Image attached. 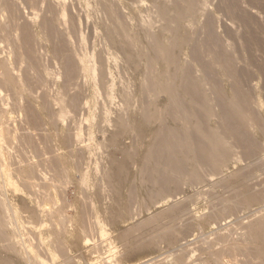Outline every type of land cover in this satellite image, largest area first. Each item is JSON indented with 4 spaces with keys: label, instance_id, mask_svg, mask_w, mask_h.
Returning a JSON list of instances; mask_svg holds the SVG:
<instances>
[{
    "label": "bare ground",
    "instance_id": "bare-ground-1",
    "mask_svg": "<svg viewBox=\"0 0 264 264\" xmlns=\"http://www.w3.org/2000/svg\"><path fill=\"white\" fill-rule=\"evenodd\" d=\"M67 1L0 0V264H87L77 250L89 239L90 242L95 240L89 248L91 254L104 249L100 243L106 239H112L120 248L106 257L107 261L103 258L108 252H102L103 258L98 264H124L132 260L138 264H264V79L252 89L256 93L250 90L253 94L243 91L245 86L237 83L227 89L220 83L210 84L207 70L234 82L240 68L234 67L235 70L230 66L233 70H228L224 65L218 66L213 54L202 47L196 49L197 54L205 58L207 65H198L197 56H190L193 49H187L190 32L195 34L201 29L207 10L216 7L215 0H152L149 8L145 4L146 11L134 10L135 13L127 15L123 14L124 0H87L91 14L102 26V40L112 49L109 55L104 42L98 50H90L94 43L92 39L90 44L92 36L80 28L83 25L77 23L73 13H68L71 10ZM223 1L219 2V6H225V9L218 7L220 16L229 17L238 35L247 38L245 46L250 55L261 59L264 30L260 27H264V9H256L259 13L254 15L249 6L261 5L259 2L263 0ZM71 4V9L76 6ZM27 9L30 11L26 12ZM77 11L79 15L81 11ZM46 23H53L50 25L55 27L51 30L62 29L57 30L59 34L64 31L71 36L74 31L79 36H76L78 42L76 38L73 41L77 43L76 48L71 50L67 45L68 60L73 65L67 78L63 73L67 67L62 62L65 54L58 52L62 58L58 54L54 56L47 51L49 49L40 46L48 37L46 32L50 27L42 28ZM142 31L148 41L145 46L149 44L152 51L145 50L144 43L141 45ZM22 32L27 33L28 38L15 42L22 37ZM223 43L229 54L236 51L232 50L233 43L232 46L226 41ZM5 49L7 54L15 52L14 61H9L7 54L3 55ZM143 57L146 68L138 89L144 95L136 92L141 95L137 98L140 114L132 115V109L136 111L137 91L133 80ZM81 62L90 72L89 79L97 83L100 94L95 100L82 97L87 80ZM159 65H163V69L154 71ZM19 71L24 75L20 72V77ZM263 71L259 70L262 76ZM183 81L193 87L180 90ZM162 94L166 95L167 103L159 111ZM25 102H29L35 119L38 118L34 124L27 114L30 123L20 120L23 107H29ZM25 111L28 112V108ZM15 112H19L15 119L17 123L20 118V128L12 126L15 120L10 114ZM86 113L91 114L88 118L95 127L101 130L104 127L105 131L111 127L110 143L119 141L117 134L126 133L128 137L129 132H134L139 139L148 125L159 121L150 145L156 148H147L148 155L145 153L147 156H141L142 159L134 142L123 147L121 160L117 155V159L108 155L109 158L105 155L107 158L103 159L100 148L103 150L107 145V138L105 145L101 142L102 147H89L88 157L91 158L88 159L95 160L94 166L91 160L89 163L95 167L92 173L100 175L94 199L88 194L96 179L85 171L83 157L86 155L72 154V150L63 153V148H71L68 147L71 143H80L82 138L78 132L81 133L87 122ZM168 116L174 119L175 125L165 123ZM37 126H43L46 137L29 135ZM19 129L29 132L28 136L18 138ZM127 139L130 140L129 137L124 140ZM104 152L114 156V153ZM48 153L54 154L53 157H48ZM130 160L139 162L142 183L148 185L147 190L144 188L148 191L144 192L145 196L130 188ZM76 171L80 173L76 179L80 193L71 206L74 215L68 216L67 206L63 209L60 202L61 207L54 206L52 192L61 179L71 181L68 178ZM20 192L21 198L17 200ZM81 196L89 198L85 200L86 206L83 202L84 207ZM47 203L54 204L53 209L49 207L52 209L48 210L49 217L45 215L48 220L43 216ZM167 247L173 251L163 257L161 251ZM67 250L75 252L78 259L75 261L73 256L72 261Z\"/></svg>",
    "mask_w": 264,
    "mask_h": 264
},
{
    "label": "rangeland",
    "instance_id": "rangeland-1",
    "mask_svg": "<svg viewBox=\"0 0 264 264\" xmlns=\"http://www.w3.org/2000/svg\"><path fill=\"white\" fill-rule=\"evenodd\" d=\"M68 1H69V3H68ZM66 3H67V6H68V4H70L71 5V7H72V4L71 3H74L76 6H78V4L81 6L80 8H78V7H76V6H73V8L71 9V7L69 8V6H68V10H71L70 12L68 11V13L70 14V13H73L74 15V17L76 18V20H77V23H80V25L82 26V27H80V25L78 24L77 25V23H76V25L77 26H79L80 28H84V30L86 29V32H87V34L90 32V35L92 36V37H90V35H88L89 37H90V44H91V40H92V42H94V43H92L93 45H92V47H91V45L89 44V48H90V50L91 51H96V50H98L97 49V47L99 48L100 46H102V42H104L102 39V26L100 25V23L97 21L96 22V20H95V18L93 17V15L91 14V11H90V9H89V7H88V4H87V0H75V2H74V0L72 1V0H68ZM70 1H72L71 3H70ZM125 2H123V14H130L131 12H132V14L133 13H135L136 11H139V13H140V11H142V12H144V11H146L148 8H149V4L152 2V0H134V1H136V2H134L133 0H131V2L133 3V6H132V4H131V2L130 1H128V0H124ZM138 1V2H137ZM149 1V2H148ZM151 1V2H150ZM218 1V0H217ZM225 1L226 0H224L223 2L225 3ZM264 1V0H263ZM263 1H262V3H261V1L259 2L261 5H259L258 3L257 4H255L254 3V7H253V5H251V6H249V10H251L250 12L253 14L254 12V15L256 14H258L256 11L258 10H262V9H264V3H263ZM128 2V3H127ZM219 2H222V0L220 1H218L217 3H216V0H215V2H214V5H216V7L214 8H210V9H208L207 10V12L205 13V16H206V18H205V16H204V20H202L203 21V26H201V27H199V28H201V29H199V30H197L196 32H195V34H194V31L192 32H190L189 34L191 35V41L189 42V45L187 46V49H190L189 51H191V49H193L191 52H190V56H192L193 54L195 55H193L195 58H196V56H197V59L195 60L196 62H197V64L198 65H205L204 67H206V65H207V61H205L204 59H201L200 57H198V54H197V52L199 53V51H197L198 49H201V47L202 48H204V50L206 49L207 51H209L208 53L210 54H213V56L216 58V60H217V63H218V66H221V65H224V67L226 68V69H228V70H230L232 67L234 68V67H237V68H240V69H237L238 71H236L237 73L236 74H238L237 75V79H235L236 80V82H235V80H234V82H233V79H231L232 80V82H230V79L229 78H225V76H220V77H222L223 79L225 78V80H221L220 78H216V76L217 75H212V74H214V73H212L211 74V72H212V70H210L209 68H206V70L207 69H209V71L207 70L206 71V76H207V79L209 80V83L210 84H212L213 82H216V83H220L221 84V86H223L225 89H227V88H229V87H231L232 85H235L236 83L238 84V85H240V86H242V87H247V88H245L244 87V90L243 91H245L246 90V93H249L250 92V90L252 91V89H255L254 87H255V84L256 83H258V82H262L263 81V79H264V75L262 76V74L259 72V70H261L262 69V71L264 70V62H263V60H264V54L261 56L262 58L260 59V57H259V59L257 58V57H255L254 55L253 56H251L250 55V51L248 50L247 51V49L248 48H246V47H248V46H245V45H248V43H245V42H248L247 41V38L245 37V38H243L244 36H240V34L238 35V33L236 32V30H235V27L233 26L234 24L231 22H229L230 20H229V17L226 15V14H223L222 16H220V9L218 10V7L219 8H221V7H223L224 5H220L219 6ZM134 3H135V5H134ZM147 3V4H146ZM73 4V5H74ZM130 4H131V6H130ZM145 4H146V7H148V8H145ZM217 4H218V6H217ZM223 4V3H222ZM256 5V6H255ZM258 5V6H257ZM263 5V6H262ZM225 7V6H224ZM223 7V8H224ZM77 8V9H76ZM81 8H82V10H81ZM223 8H221V9H223ZM80 10L79 12V15H78V11L77 10ZM225 9V8H224ZM257 9V10H256ZM75 10V11H74ZM89 10V11H88ZM133 10V11H132ZM134 10H135V12H134ZM30 10H26V12H29ZM212 11V12H211ZM218 11V12H217ZM75 12H77V14L75 13ZM214 14V15H213ZM71 15V14H70ZM83 15V16H82ZM203 15V14H202ZM88 16V17H87ZM91 16V17H90ZM226 16V17H225ZM68 17H69V15H68ZM86 17V18H85ZM203 17V16H202ZM212 17V18H211ZM228 17V18H227ZM84 18V19H83ZM92 18V19H91ZM211 18V19H210ZM82 19V20H81ZM90 19V20H89ZM211 21H213V22H211ZM227 19V20H226ZM84 20V21H83ZM205 20H206V23H205ZM215 20V21H214ZM229 20V21H228ZM79 21V22H78ZM83 21V22H82ZM38 22V21H37ZM40 22L42 23V21H41V19H40ZM45 22H47V21H45ZM48 22H50V21H48ZM47 22V23H48ZM93 22V23H92ZM209 22H211L210 24V26H209ZM39 23V22H38ZM44 23V22H43ZM45 24L44 26L42 25V28L43 29H45V30H47V28L48 27H50L48 30H49V32H46L47 33V38H45V40H43V41H41L40 42V44L42 43V42H44V43H42V45H40V46H42L43 48H45L46 50L47 49H49V50H47V51H49V53L50 54H52V55H54L55 56V54L57 55L58 54V56H61V58L63 57V55L65 56V58H63L62 59V62H63V64H64V67H67V68H64L63 70H67V71H63V73H64V76H66V78L68 77V76H70V74H71V71H73V69H72V64L70 63V60H68V55H67V53H68V50L70 51V49L69 48H67L68 46L71 48V50L75 47H77V45H75V44H77L76 42H78V38L77 37H79L78 36V34H76L74 31V33L72 32V34L73 35H71L70 36V31H69V33L70 34H68V33H64V31L63 32H61V34H59V32L58 31H62V29H59L58 30V28H57V30H51V29H53V28H51V27H55L54 25H50V24H53V23H50V24ZM227 23V24H226ZM216 24H217V26H216ZM224 24V25H223ZM232 24V25H231ZM207 25L209 26V27H207ZM226 25V26H225ZM88 26V27H87ZM218 26H220V27H218ZM229 26V27H228ZM233 26V27H232ZM215 27V28H214ZM226 27H227V29H226ZM41 28V27H40ZM205 30H204V29ZM210 28H211V30H210ZM223 30H222V29ZM262 30H264V27H260ZM88 29V30H87ZM156 27H154V30L156 31ZM207 29H208V31H207ZM216 29V30H215ZM229 29H232V30H229ZM44 30V31H45ZM214 30V31H213ZM219 30V31H218ZM262 30H260V32L262 31ZM200 31V32H199ZM226 33H225V32ZM68 32V31H67ZM95 32V33H94ZM143 32V31H142ZM202 32V33H201ZM204 32V33H203ZM205 32H206V34H205ZM210 32V33H209ZM212 32V33H211ZM214 32V33H213ZM216 32V33H215ZM224 32V33H223ZM234 32H236V33H234ZM57 33V34H56ZM62 33L63 34H65V36L64 35H62ZM201 33V34H200ZM209 33V34H208ZM220 33V34H219ZM230 35H229V34ZM234 33V34H233ZM22 35V37H19L15 42H17V43H20V42H22L24 39L23 38H26V36H27V33H25V35H24V32H22L21 33ZM76 34V35H75ZM93 34V35H92ZM96 34V35H95ZM100 34H101V36H100ZM197 34V35H196ZM200 36H199V35ZM204 34V35H203ZM212 34H214V35H212ZM224 34V35H223ZM235 34H237V35H235ZM51 35V36H50ZM58 35V36H57ZM67 35H69L68 37H66ZM212 35V36H211ZM216 35H218V36H216ZM227 35V36H226ZM64 36V37H63ZM77 36V37H76ZM198 36V37H197ZM206 37V38H204V37ZM210 38H209V37ZM60 37V38H59ZM193 37V38H192ZM203 39H202V38ZM220 37V38H219ZM238 37H240L239 39H238ZM27 38H28V36H27ZM26 38V39H27ZM48 38H51V39H48ZM66 38H68V39H66ZM74 38H76L75 39V41L76 42H74L73 43V41H74ZM95 38V39H94ZM212 38V39H211ZM216 38V40H214ZM224 38V39H223ZM230 38V39H229ZM48 39V40H47ZM65 39V40H64ZM101 41H100V40ZM141 39H142V44L141 45H143V43H144V46H143V48L145 49V50H147L148 52H149V50L150 51H152V49H151V47H150V45L148 44V47H146L147 46V36L145 35V33L143 32L142 33V36H141ZM202 39V40H201ZM210 39V40H209ZM222 39V41H221V43H220V40ZM238 39V40H237ZM246 39V40H245ZM68 40V42L70 43H67L66 41ZM99 40V41H98ZM217 40H219L218 42H217ZM231 40V41H230ZM243 40H244V42H243ZM224 41H226V43H228V44H231V43H233V46H232V44H231V46H232V50H236L235 52H233L234 53V55H232L231 54V52H230V54H229V50L228 51H225V50H227L226 49V47H224ZM239 41V42H238ZM100 42V43H99ZM201 42H204V43H201ZM208 42V43H207ZM216 42V43H215ZM230 42V43H229ZM65 43V44H64ZM102 43V44H101ZM213 43V44H212ZM52 44V45H51ZM191 44V45H190ZM203 44H205V45H203ZM68 45V46H67ZM73 45V46H72ZM146 45V46H145ZM203 45V46H202ZM242 45V46H241ZM5 46V45H4ZM52 46V47H51ZM55 46V47H54ZM57 46V47H56ZM105 46V47H104ZM190 46H192V47H190ZM194 46V47H193ZM200 48H199V47ZM220 46H221V48H220ZM237 46V47H236ZM103 47L106 49V51H108L107 52V55H109V53H111L110 51H112V49H110V47L109 46H107V44L104 42V44H103ZM150 47V49H148ZM223 47V48H222ZM236 47V48H235ZM56 48V49H55ZM88 48V49H89ZM92 48H93V50H92ZM209 48V49H208ZM215 48V49H214ZM244 48V49H243ZM68 49V50H67ZM197 49V50H196ZM222 49V50H221ZM242 49V50H241ZM246 49V50H245ZM65 51V52H64ZM206 51V52H207ZM212 51H213V53H212ZM217 51H219V52H217ZM1 52V51H0ZM58 52H60L61 54L63 53V55H61L60 53H58ZM67 52V53H66ZM194 52V53H193ZM222 54H221V53ZM228 52V53H227ZM237 52V53H236ZM241 52V53H240ZM264 52V51H263ZM4 53L5 54H7V50L5 49V51L3 52V55H4ZM247 53V55H245ZM12 54H15V52L14 53H8L7 54V56H6V58L8 59L9 58V61H14V59L16 58V55H12ZM60 54V55H59ZM112 54V53H111ZM231 55L232 56V58H231V56H229V55ZM238 54H240V55H238ZM244 56H243V55ZM252 54V53H251ZM9 55V56H8ZM67 55V56H66ZM216 55V56H215ZM218 55H220V56H218ZM228 56V57H226V56ZM10 56H13V57H11L10 58ZM235 56H237L236 57V60H237V63H236V60H235ZM242 58H241V57ZM251 56V57H250ZM194 58V59H195ZM229 58L231 59V60H229ZM238 58H240L239 60H238ZM246 60H245V59ZM250 58V59H249ZM256 58H257V60H256ZM11 59V60H10ZM13 59V60H12ZM255 59V60H254ZM201 60V61H200ZM252 60H254V61H252ZM204 61V62H203ZM233 61H235V62H233ZM243 61H245L244 63H243ZM249 61V62H248ZM261 61V62H260ZM199 62V63H198ZM204 64H203V63ZM251 62V63H250ZM146 59H145V57H143L142 59H141V62H140V67L138 68V74L136 73V76L134 77V80L133 81H136V85H135V87H137V91L135 90V105H134V107L136 108V111H133V109H132V115L135 113L136 115H139L140 114V111L138 110V109H140V108H138L139 107V102H137L138 101V99L137 98H139L143 93H142V91H141V84H142V82H141V78H142V74H143V71L145 70V66H146ZM202 63V64H201ZM226 63V64H225ZM233 65H232V64ZM243 63V64H242ZM250 63V64H249ZM252 63L254 64V66L252 65ZM256 63V64H255ZM258 63H259V65H258ZM67 64V65H66ZM211 63H209V65H210ZM236 64V65H235ZM244 64H246V65H244ZM84 65V66H83ZM235 65V66H234ZM255 65H256V67H255ZM84 67L85 68V77H86V80H87V83H85L84 84V86H86V84H87V86H88V88H87V86H86V90H85V92H84V95L82 96L83 97V99L85 98V99H88L87 97L89 96V99H92V100H95V98L97 97V96H99L98 95V93H99V90L97 89V83L95 82V81H92V80H90L89 78V76H90V72L87 70V68H86V66H85V63L84 62H81V66L80 67ZM124 67H125V65H123ZM227 66V67H226ZM228 66H229V68H228ZM230 66H232V67H230ZM238 66H240V67H238ZM246 66V67H245ZM249 66H251V68H249ZM254 68H253V67ZM257 66H258V68H257ZM71 69H70V68ZM160 67V68H159ZM233 68H232V70H233ZM252 68H253V70H252ZM75 69V68H74ZM160 69V70H159ZM163 69V65H159V66H157L156 68H154V71H161ZM235 69V68H234ZM243 69V70H242ZM259 69V70H258ZM236 70V69H235ZM242 70V71H241ZM245 70H246V72H245ZM254 71H255V73H254ZM20 72H21V75H24V74H22V71H19L18 73H19V76L21 77V75H20ZM66 72V73H65ZM259 72V73H258ZM264 72V71H263ZM262 72V73H263ZM24 73V72H23ZM73 73V72H72ZM254 73V74H253ZM66 74V75H65ZM68 75V76H67ZM255 75V76H254ZM210 76V77H209ZM219 76H217V77H219ZM249 76V77H248ZM251 76V77H250ZM244 77H245V80H244ZM65 78V77H64ZM210 78V79H209ZM216 80H215V79ZM241 78V79H240ZM249 78V79H248ZM261 78V79H260ZM220 80V81H219ZM240 80V81H239ZM241 80H242V82L243 81H245V82H243V84H242V82H241ZM250 80H251V83H250ZM253 80V81H252ZM92 81V82H91ZM249 81V82H248ZM141 82V83H140ZM253 82V83H252ZM184 83H185V85H184ZM240 83V84H239ZM245 83V84H244ZM183 84V85H182ZM188 84V85H187ZM236 84V85H237ZM252 84L254 85L253 87H251L252 86ZM141 85V86H140ZM180 90H181V88L182 89H191L193 86H191L190 85V83L189 82H185V81H183V82H181L180 83ZM140 86V90L138 89V87ZM188 86V87H187ZM191 86V87H190ZM250 86V87H249ZM185 87V88H184ZM96 88V89H95ZM243 89V88H242ZM87 90H88V92H87ZM97 91V92H96ZM136 92H139L138 94H141V95H138ZM253 93H256V90H254V91H252ZM252 92H250L251 94H253ZM85 93H88L87 95H85ZM249 93V94H250ZM100 94V93H99ZM144 95V94H143ZM256 95V94H255ZM85 96V97H84ZM87 96V97H86ZM137 96V97H136ZM147 100H148V98H147ZM26 103V104H25ZM24 104L25 105H27L28 106V104H29V102H25ZM167 103V97H166V95H164V94H162V95H160L159 96V104L158 105H160L159 107H158V109H159V111H162L163 110V108H164V106H165V104ZM25 105H23V106H25ZM138 105V106H137ZM133 107V108H134ZM23 108H25V110H27V108H28V112L27 111H25L24 109V116H22L23 114L22 113H20L21 115H20V117H22L20 120H22L23 121V123H30V121L32 122L31 124H34L33 122H35L38 118H36L35 119V115H34V113H32V107H31V105L29 104V107H23ZM31 109V111H30V109ZM135 108H134V110H135ZM160 108H162V109H160ZM25 112H27V113H25ZM30 112V113H29ZM33 114V118H34V120H33V118H30V117H32V114ZM260 114L259 115H262V111H260L259 112ZM16 114H19V112H15V113H12V115L10 114V116H12L11 118L12 119H14L15 121H13L12 122V126H14L15 127V125H17V127H21L20 126V124H22V122H20V123H18L19 121L17 120V123H16V119H15V117L16 116H18V115H16ZM25 114H27V116L28 115H30L29 117H27V116H25ZM134 114V115H135ZM14 115V116H13ZM86 115H87V118H88V115L89 116H91V114L90 113H86ZM19 117V116H18ZM24 117H25V121H24ZM28 118V120H30V121H28L27 120V118ZM17 118V117H16ZM167 119V120H166ZM165 120V123L167 124H169V125H175V121H174V119L173 118H171V116H168L167 118H166ZM89 121V122H88ZM92 121V119H90L89 120V118L87 119V122H85L84 123V125H83V127H82V130H80L81 131V133L80 132H78L79 133V135H80V137L82 138V139H80L79 141H80V143H78V142H74L73 144L71 143L70 145L71 146H68V147H71V148H63V149H65L64 151L63 150H60V151H63V153H70L71 152V150H72V154H81V155H83V154H85V155H83V156H85V157H87V158H85V157H83L84 159H86V160H84V164H83V166H85V171L87 172V171H89L90 173H91V176L92 177H94V179H96V180H94V185L92 186L91 185V190H90V192H89V194H88V196L91 198H95V196H96V193H97V184H98V181L100 180V175L99 176H96L95 174H93L92 173V171H93V168H95V167H93L94 166V162L93 161H95V160H92V159H88V158H91V157H88V154L90 155V151H89V147H91V148H93V145H94V147H95V149L96 148H98L97 146L98 145H102V143L101 142H103V144H104V142H105V140H106V138L109 140V138L110 137H112L113 136V133H112V129H111V127H109V129H108V127H106L105 129H108V130H104V127H102V130L101 129H99V128H97V127H95L94 126V124L91 122ZM174 121V122H173ZM15 122V123H14ZM37 122V121H36ZM39 122V121H38ZM19 124V125H18ZM159 125V121H157V122H155L154 124L153 123H151L150 124V126L148 125L147 126V128L146 129H148V130H145V132L141 135V136H138V137H140L139 139L137 138V135H134L135 133L133 132V134L132 133H128L129 135H128V137L130 138V140L129 139H127V141L126 140H124V139H126V138H128L127 137V134L125 133V134H122L123 136H125V137H123V136H119V134H117V136L116 137H118L117 139L119 140L118 142H113V143H110V140H109V142H107V145L106 146H103L104 148H105V150H104V148H103V150H102V148H100L101 150V152H103L104 154V158L103 159H105V157L108 155V156H111V157H113V158H116L117 159V157H119L118 159L119 160H121L122 159V157H124V154H122L123 152H121L122 151V149H123V147L124 148H126V147H128L129 145L131 146L132 145V143L134 142V144H136V148H137V150L140 152L138 155L141 157V156H147L148 155V151H149V149H147V148H152V147H154V149L156 148V146H150L151 144H152V142L151 141H153V138H154V131H155V128L157 127ZM11 126V127H12ZM14 127H12V129L14 128ZM38 127V128H37ZM36 128L37 129H34V132H31V133H29V135L30 134H32V133H34V136L35 135H38V136H41V137H43V136H47V134L45 135V133H47V131L46 130H44L42 127L43 126H41V128L39 127V126H37ZM40 129V130H39ZM39 130V131H38ZM26 132V133H25ZM83 132V133H82ZM27 131H25V130H21V129H19V130H17L16 131V135H17V137L18 138H20V136H22V137H24V135H25V137L26 136H28L27 134ZM41 133V134H40ZM43 133V134H42ZM151 134V135H150ZM71 135V134H70ZM143 135H145V136H143ZM84 136V137H83ZM37 137V136H36ZM44 137V138H45ZM109 137V138H108ZM136 137V138H135ZM150 137V138H149ZM38 139H39V137H37ZM105 138V139H104ZM41 139H43V138H41ZM84 140V141H83ZM136 141V143H135V141ZM149 140H150V142H149ZM122 141V142H121ZM138 141V142H137ZM148 142V143H147ZM78 143V144H77ZM96 143H97V145H96ZM110 143V144H109ZM121 144V145H115V144ZM142 144V145H141ZM89 145V146H88ZM91 145V146H90ZM96 145V146H95ZM100 145V146H101ZM105 145V144H104ZM113 145H114V147H113ZM145 145V146H144ZM156 145V144H155ZM80 146V147H79ZM99 146V147H100ZM101 146V147H102ZM149 146V147H148ZM84 149H83V148ZM115 148H116V150H115ZM118 148H121L120 150L118 149ZM69 149H70V151H69ZM107 149V150H106ZM114 150H115V152H114ZM67 151H69V152H67ZM84 151V152H83ZM104 151H106L107 153H114V156H113V154H106ZM142 153V154H141ZM145 153L147 154V155H145ZM50 154L51 153H48V157H50V158H52L53 157V155L51 154V156H50ZM106 155V156H105ZM116 155H117V157H116ZM137 155V157H139ZM46 156V155H45ZM46 156V157H47ZM107 156V157H108ZM47 157V159H49ZM106 157V158H107ZM110 157V158H111ZM137 157H136V160H137ZM43 158H45V157H43ZM109 158V157H108ZM143 157H141V159H142ZM41 159V158H40ZM141 159L140 158H138V160L141 162ZM93 162V166H92V164H89V163H91V161ZM107 160V159H106ZM110 160V159H109ZM35 162V161H34ZM130 162H131V164H130V167H129V172H128V179H129V181L128 182H130V185H131V187H130V185L129 184H127V186H129L131 189H133L134 190V192H136V194L138 193V194H141V193H143V196H145L146 194L145 193H147L146 192V190L148 189L147 188V186L146 185H144L143 183H142V174L141 173H139V164H137V163H139L138 161H134V162H137V163H133V161L132 160H130ZM129 162V163H130ZM82 163H83V161H82ZM91 165V166H90ZM135 165V166H134ZM138 166V167H137ZM90 167H91V169H90ZM137 167V168H136ZM77 172V173H76ZM75 173H73L74 175H71L72 176V178L70 177V178H68V179H71V181L69 180H65L64 181V179H61V184H63V185H61L59 182H57V183H59L56 187H54V188H56V189H54V188H52L51 190H53V192H52V195L54 194V198H55V205L54 204H51V203H49L50 205H48V203L43 207V216H45V215H47L48 217H49V215H50V213H49V211H52V209L54 208V206H56V207H61L62 205L61 204H63V209L65 208L66 210V214H68V216H73L74 215V213H75V210H74V208L73 207H71L75 202H76V200H78V196H79V193H80V191H79V187H78V182H77V180L76 179H78V177L77 176H79V172L78 171H76ZM88 172V173H89ZM79 173V174H78ZM89 173V174H90ZM74 176V177H73ZM141 178V179H140ZM140 179V180H139ZM135 180V181H134ZM67 181V182H66ZM96 182V183H95ZM139 182H141V183H139ZM134 183V184H133ZM142 184V185H141ZM133 185V186H132ZM59 186V187H58ZM61 186V187H60ZM145 186V187H144ZM140 187V188H139ZM144 188H146V190L144 189ZM127 189V188H126ZM57 190V191H56ZM187 190H188V187H187ZM79 191V192H78ZM61 192V193H60ZM145 192V193H144ZM21 192L20 193H18V199L17 200H19L20 198H21ZM145 194V195H144ZM142 195V194H141ZM59 196V197H58ZM70 196V197H69ZM87 196V197H88ZM86 197V198H87ZM83 200H82V199ZM81 202H82V206L84 205V206H86L87 205V202H85V200L87 201L88 199H84V197H82L81 196ZM73 201V202H72ZM214 201V200H213ZM61 204H60V203ZM83 202H85V203H83ZM56 203H57V205H56ZM59 203V204H58ZM89 203V202H88ZM70 204V205H69ZM54 205V206H53ZM83 206V207H84ZM49 207H52V209L51 208H49ZM50 209V210H49ZM49 210V211H48ZM46 211H48V212H46ZM48 213V214H46V213ZM110 214V213H109ZM47 216H45L44 218L46 219L47 218ZM47 220H48V218H47ZM188 222V221H187ZM43 228H44V230H45V226H43V227H41V230H43ZM43 230V231H44ZM90 240V239H89ZM88 240V243L87 242H85L84 244H82L81 246H80V248H79V250H77L79 253H80V255H81V253H82V255H83V259L82 260H85V262L87 261V264H98V262L99 261H102L101 259L103 258V254H104V251L105 252H108L107 253V255H106V253H105V255H104V257L105 258H103L104 260H108L106 257H108V256H110L114 251H118L120 248H119V246H118V244L117 243H115V241H112V239L111 240H109V239H106V240H104L103 241V244L102 243H100V245L101 246H103L104 247V249L103 248H101V251H99V253H96V254H91V252L89 251V248L92 246V244L94 245V243H95V240H92L91 239V242ZM192 241V240H191ZM184 243H186L185 241H183ZM115 248V249H114ZM103 249V250H102ZM171 250V248L170 247H167L165 250L163 249V252L161 251V253H163V257L164 256H166V254L168 253H170V252H172L173 251V248H172V251H170ZM169 250V251H168ZM68 252H70L69 254L71 255H69V254H67ZM77 252V253H78ZM103 252V254H101ZM67 256H69L70 258H71V260L72 261H76L78 258H76L77 257V255H76V253L74 252H71V251H68L67 250ZM78 253V254H79ZM165 253V254H164ZM82 255H81V257H82ZM73 256H75V258L73 257ZM161 255H159L158 257L159 258H161L160 257ZM72 257H73V259H72ZM102 257V258H101ZM157 257V258H158ZM170 259L172 258V256L171 257H169ZM168 258V259H169ZM158 260V259H157ZM51 262H49V264H50ZM139 262L138 261H135V260H132L131 262H127V263H124V264H138Z\"/></svg>",
    "mask_w": 264,
    "mask_h": 264
}]
</instances>
